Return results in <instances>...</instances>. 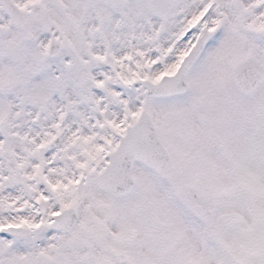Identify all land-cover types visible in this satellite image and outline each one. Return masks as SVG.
<instances>
[{
	"label": "snow or ice",
	"instance_id": "6c2138e0",
	"mask_svg": "<svg viewBox=\"0 0 264 264\" xmlns=\"http://www.w3.org/2000/svg\"><path fill=\"white\" fill-rule=\"evenodd\" d=\"M0 264H264V0H0Z\"/></svg>",
	"mask_w": 264,
	"mask_h": 264
}]
</instances>
